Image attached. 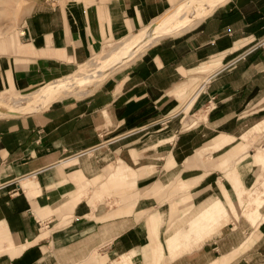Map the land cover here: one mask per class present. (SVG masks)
<instances>
[{
	"label": "crops",
	"instance_id": "obj_1",
	"mask_svg": "<svg viewBox=\"0 0 264 264\" xmlns=\"http://www.w3.org/2000/svg\"><path fill=\"white\" fill-rule=\"evenodd\" d=\"M28 1L0 37V94L70 76L185 0ZM219 2L93 92L0 118V264H264V206L257 226L239 206L264 182V142L243 140L264 126V0ZM215 197L241 217L157 260L153 232Z\"/></svg>",
	"mask_w": 264,
	"mask_h": 264
},
{
	"label": "rangeland",
	"instance_id": "obj_2",
	"mask_svg": "<svg viewBox=\"0 0 264 264\" xmlns=\"http://www.w3.org/2000/svg\"><path fill=\"white\" fill-rule=\"evenodd\" d=\"M57 1L60 4H64V3L69 2L71 0H57ZM76 1L92 2L95 0H76ZM218 1H220L219 2V4H220L224 0H214L212 2L210 0H207L208 4L209 3L210 4L206 5L204 8V9H206L205 12L203 14L202 13L199 14L198 16H194V14L197 13V10H195L196 7H195L194 3L190 4L186 9L182 8V3H181L176 8L170 10L168 13H166L161 18H159L151 26H149V27H147L141 31H146V30H149L151 28L163 29V28H168V27L172 28L173 27L175 29L173 32H171V33L166 32L164 34L160 33L155 41H157L159 39H163V38H173V36L185 31L187 29V27H189V25H191L194 21L199 20L206 13H208L210 11V9ZM25 3L27 6V13H29L30 9H31V4L28 0H0V37H2V38L6 37V36L9 37L10 33L13 30H16V34L19 35V31H20L19 23H20L23 15H24V4ZM178 9H180V10H178ZM141 31H139V32H141ZM139 32L123 39L120 42H117L118 40L106 41L104 43V46L102 47V49L99 52H97L95 55H93V57L90 58V60L87 61L83 66H81V67L77 66L76 69L71 73L70 76L58 78V79L53 80L47 84L42 85L39 88H36L34 90H30L28 92L22 93V92L14 89V88H10L6 92L1 93L0 94V103L2 105H8L9 104L8 103L9 101H7L8 99L10 101H15V102L12 103L13 109L11 108L10 110L9 109L6 110L7 112H9V111H14V112L9 113V114H5V113H7L6 111L2 112V113H0V118L7 117V116H16V115H21V114L30 113V112H36V111H31V110H36L40 106L42 107L44 105L42 108L40 107L41 108L40 110H43V109L49 107L51 104L56 103L58 100H63L64 98H69V97L81 98L82 96L93 92L105 80H107L111 76H114V74H116L118 72H121L123 70L125 71L134 62L137 61V58H133V57H135L139 52L132 57L133 59L131 58L129 60H126L127 62L126 61L121 62L120 64H117L114 67L107 70L97 80H94L93 77L91 76L92 73H96L98 71V69H100L99 66L102 64H103L102 67L104 66L105 68L108 69L109 65H108V62H106L107 61L106 59L109 58V56H111L115 53H118L120 50L124 49V47H126L132 41L133 37H135V35L138 34ZM104 60H105V62H104ZM100 62H103V63L100 64ZM105 63H106V66H105ZM95 68L97 69V71ZM114 68H116V69L111 74H109V76H107L108 75L107 73ZM89 73H91V74L89 75ZM104 78H106V79L102 80ZM53 83H59L57 85L60 87L62 85H64V88L60 91L58 96H56L54 99L47 101V102H44V101L39 102L41 99L40 100H34V104L38 103L37 106H36V104L32 105L31 103H33V102H31V101H30V103L28 102V104H27V102L24 103L25 105L23 104L22 107L20 106L21 108L17 106L18 102L21 101L22 99L39 98V96H41L43 93L44 94L46 93L45 95L49 96L50 95L49 90L51 89L50 86ZM46 90H47V92H45ZM80 94H82V95H80ZM77 95H79V96H77ZM43 102H44V104H43ZM14 104H15V106H14ZM17 107H18V109H17ZM40 110H37V111H40ZM2 114H5V115H2ZM261 131H264V126L261 129H258L256 132H254V134H252L248 139L243 138V140L245 142H252V143L264 142V134L261 135ZM257 153L262 154L263 170L260 174V176H261V175H264V148L258 149ZM110 168H112L113 172H115L116 169H114V167H110ZM120 169H122V168H120ZM123 171L125 172L124 168L122 169V172ZM117 175H120V174H117ZM113 176H116V175L113 174ZM259 180H261V178ZM256 185H257V183L252 186L253 189H250V190L248 189V191L251 192V195L249 197L250 199H247V200L240 199L239 200V206H240L242 214H243V210L246 207H249V211L251 212L250 217L249 216L247 217L245 214H243V216H245L246 218L249 219V218H252V216L258 214V218H259L258 220H260V218L263 217L260 213V211H261L260 209H261V207L264 206V201H263L264 200V182H261L258 184L259 189L257 191L255 189ZM106 189H108V188H106ZM258 193H261V198H263L260 204L255 203L256 201L259 200V197L257 196ZM108 194H110V193H108ZM102 200H103V198H102ZM234 203H235V205L233 204L234 205V211H236V213L234 215L235 218H231L229 220V223L231 220L237 221L241 217L240 209H237V206H236L237 201H234ZM238 210H239V213H238ZM180 218L181 217H178L177 220L171 222V224L169 226H167L166 232H165L166 242H165V239H164V241L161 239L159 229H157L155 232H153L154 236L158 240L160 239V242L163 243V248H162V246H160V248L156 251V259L157 260H159L161 258V254L163 256H165L168 252L170 255V260L179 258L181 255H183V253L185 251H191L196 247L199 248L201 246V244L205 241L206 238L210 237L213 234L218 233L223 228L222 225H219L218 228L214 227L215 222L211 221L207 218H203L202 223H199L197 225L190 226V224H187L183 228V231L181 232V234H178V237L176 239V242H177L176 245L177 246H180V245L184 246V248H183L184 251L180 254L175 255V253L173 254L171 249L169 248V246L167 244V239H168V234H169L170 230L174 227V225L178 224L181 221ZM158 222L159 221H157V227L159 228ZM162 222L164 224V221H162ZM252 224L254 226H257L259 224V222L255 221V219L252 218ZM187 240L191 241L190 244H187V242H186ZM154 248H156V247H154ZM152 254H153V251H152Z\"/></svg>",
	"mask_w": 264,
	"mask_h": 264
},
{
	"label": "bare ground",
	"instance_id": "obj_3",
	"mask_svg": "<svg viewBox=\"0 0 264 264\" xmlns=\"http://www.w3.org/2000/svg\"><path fill=\"white\" fill-rule=\"evenodd\" d=\"M210 1L212 2L214 0H210ZM193 3L195 4V7H196L195 10H197V13H195L194 16H198L201 13L203 14L206 10V9H204L205 6L210 4V3L208 4L207 0H185L184 2H182V8L186 9L190 4H193ZM178 10H180V9H178ZM174 30L175 29L173 27L172 28L168 27V28H163V29L151 28L149 30L139 32L138 34L135 35V37H133L132 41L126 47H124V49L120 50L118 53H115V54L109 56V58L106 59L107 60L106 62H108V65H109L108 69L105 68L104 66L102 67L103 64L102 65H100V64L103 62H100V64H99L100 66L98 65L100 69H98V71H97V69L95 68L97 72L92 73V74L89 73V75L91 74L93 79L97 80L103 73H105L110 68L114 67L117 64H120L121 62H124L126 60L131 59L134 55H136L138 52L143 50L146 46L152 44L156 40V38L158 37V35L160 33H162V34H164L166 32L171 33ZM104 62H105V60H104ZM105 66H106V63H105ZM57 84H59V83H53L50 86L51 89L49 90L50 91L49 96L45 95L46 93L45 94L43 93L44 95L42 94L41 96H39V98L22 99L21 101L18 102L17 106L22 107V105L24 103L27 102V104H28V102L30 103V101L33 102V103H31L33 105L34 100H40L41 99L39 102H42V101L47 102V101L54 99L56 96H58L60 91L64 88V85H62L60 87ZM45 92H47V90ZM14 102L15 101H9L8 105H2L0 103V113L5 112L7 109H9V110L11 108L13 109L12 103H14ZM44 102H43V104H44ZM37 104H36V106H37ZM14 106H15V104H14ZM18 107H17V109H18ZM261 126H263V125H261ZM237 191L239 192V189ZM196 207H197L196 209L193 208V209L187 211L184 215H182V217H181L182 219L180 218L181 221L178 224L174 225V227L170 230V232L168 234L167 244H168L169 248L171 249L172 253L173 254L175 253V255L180 254L184 251V249H183L184 246H182V245L177 246L176 245L177 244L176 239L178 237V234H181V232L183 231V228L187 224H190V226L197 225L199 223H202L203 218H207L211 221H214L215 222L214 227L218 228L219 225H222L224 227L225 225L229 224V220L231 218H235L234 215H235L236 211H234V205L232 204V202L226 203L218 197L209 198L208 200H206L205 202H203L202 204H200L199 206H196ZM243 214H245L247 217L248 216L250 217L251 212L249 211V207H246L243 210ZM186 242H187V244H190L191 241L187 240Z\"/></svg>",
	"mask_w": 264,
	"mask_h": 264
},
{
	"label": "built area",
	"instance_id": "obj_4",
	"mask_svg": "<svg viewBox=\"0 0 264 264\" xmlns=\"http://www.w3.org/2000/svg\"><path fill=\"white\" fill-rule=\"evenodd\" d=\"M21 33H22V35H24L25 34V30H23Z\"/></svg>",
	"mask_w": 264,
	"mask_h": 264
}]
</instances>
